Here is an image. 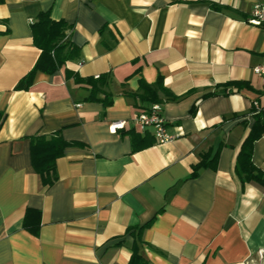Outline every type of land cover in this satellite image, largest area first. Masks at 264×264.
Segmentation results:
<instances>
[{
    "label": "crops",
    "instance_id": "0c3cea01",
    "mask_svg": "<svg viewBox=\"0 0 264 264\" xmlns=\"http://www.w3.org/2000/svg\"><path fill=\"white\" fill-rule=\"evenodd\" d=\"M256 2L0 0V264H126L132 251L115 242L151 218L141 236L151 264H264V184L235 171L251 103L264 102L253 71L264 63V25L248 22ZM45 11L67 23L77 57L17 89L40 55L31 24ZM70 73L104 75L112 101L87 100ZM158 77L176 96L159 103L176 135L163 143L134 121L145 108L125 94ZM231 81L247 85L225 93ZM261 119L251 159L264 172ZM57 130L80 144L56 159L46 188L30 136ZM147 134L153 142L134 149L132 135ZM27 208L40 211L37 235L22 226Z\"/></svg>",
    "mask_w": 264,
    "mask_h": 264
},
{
    "label": "trees",
    "instance_id": "16d2710c",
    "mask_svg": "<svg viewBox=\"0 0 264 264\" xmlns=\"http://www.w3.org/2000/svg\"><path fill=\"white\" fill-rule=\"evenodd\" d=\"M67 29L68 25L65 21L52 19L47 11L38 13L36 20L31 24V30L33 43L41 52L33 68L17 83V89L27 88L33 79L35 71L40 70L51 73L63 67L67 60L77 57L78 48L68 40ZM70 74L77 83H83L88 86L90 94L86 98L87 100L100 99L105 104H109L112 101L110 93H106L104 90L105 85H107L104 75H100L97 78H82L78 74ZM244 85H247V83L231 81L223 84L222 87L225 90L226 86H235L238 89ZM100 91L104 93L101 98L97 97V93ZM215 93L213 92V94ZM225 93H227V90ZM125 94L133 97L137 107L145 109L149 107V104L176 100V96H173L165 87L161 77H158L153 83L140 79L136 91L125 92ZM250 112L255 117V123L252 125L238 152L235 171L243 182L253 179L264 184V172H260L251 159V144L260 134L262 126L261 115L264 114V102L261 101L259 96L252 101ZM3 118L4 114L0 111V125ZM152 139L148 134L140 137L132 135L133 148L146 147L153 142ZM74 144L79 145L80 143L65 140L58 130L48 134L36 133L30 136V161L34 170L39 174L44 187H50L57 180L56 159L63 154L67 147ZM152 219L143 224H135V226L128 227L125 235L115 242V244H127L131 249V257L126 264H151L142 253L143 238L141 236ZM22 226L37 235L40 227V211L35 208H27L23 216ZM128 237L131 240H128Z\"/></svg>",
    "mask_w": 264,
    "mask_h": 264
},
{
    "label": "built area",
    "instance_id": "2783aa9c",
    "mask_svg": "<svg viewBox=\"0 0 264 264\" xmlns=\"http://www.w3.org/2000/svg\"><path fill=\"white\" fill-rule=\"evenodd\" d=\"M251 6L248 22L256 26L264 25V3L256 2ZM253 71L260 78L261 84L264 85V63L254 66ZM133 119L142 128L151 127L158 143L171 141L176 137L175 134L167 130L166 120L161 115V105L159 103H153L147 109L135 113ZM123 125V121L111 122L109 130L114 133ZM260 255L261 259L264 260V250L260 251Z\"/></svg>",
    "mask_w": 264,
    "mask_h": 264
}]
</instances>
